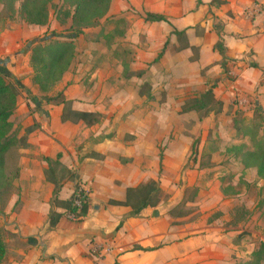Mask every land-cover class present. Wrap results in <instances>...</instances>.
Listing matches in <instances>:
<instances>
[{
	"label": "crops",
	"instance_id": "crops-1",
	"mask_svg": "<svg viewBox=\"0 0 264 264\" xmlns=\"http://www.w3.org/2000/svg\"><path fill=\"white\" fill-rule=\"evenodd\" d=\"M2 12L0 4V71L19 89L11 122L27 146L17 153L15 191L0 205L6 246L0 264H235L245 235L211 222V206L227 215V196L213 191L216 186L206 191L196 184L205 174L198 160L216 143L208 134L221 124L218 116L233 123L238 110L264 97V0H112L108 18L115 23L107 31L100 27L99 56H91L95 42L78 38L71 68L48 95L62 93L73 110L101 114V123L90 128L63 122V106L48 104L33 84L31 51L21 48L48 26L11 23ZM147 13L168 22H146ZM50 23L56 29L52 18ZM114 30L123 35L108 44ZM122 40L133 52L128 63L118 56ZM219 42L224 54L215 49ZM144 84L149 91L141 96ZM211 87L223 103L218 115L183 113L186 103ZM58 156L77 175L61 180L58 200L68 201L79 181L89 191V212L79 223L63 216L51 229L55 185L47 179L46 159ZM191 159L196 165H189ZM152 181L163 193L156 207L137 214L111 205L125 203L129 189ZM194 187L198 196L189 202L185 193ZM196 206L202 218L173 215L179 207Z\"/></svg>",
	"mask_w": 264,
	"mask_h": 264
},
{
	"label": "trees",
	"instance_id": "trees-1",
	"mask_svg": "<svg viewBox=\"0 0 264 264\" xmlns=\"http://www.w3.org/2000/svg\"><path fill=\"white\" fill-rule=\"evenodd\" d=\"M54 2L55 0H0V4L3 6L2 19L11 21L19 19L29 26L46 27L50 22V9ZM62 2L63 5L59 9L57 20L64 25L69 19L71 20L67 31L70 35L65 37L63 41L46 39L35 42L30 59L33 68V84L39 88L42 94L47 96L48 104L63 106V122L83 123L85 128H90L101 123L103 120L101 114L73 110L71 103L65 100L62 93L51 97L48 95L52 93L56 85L71 68L76 57L75 41L86 30L98 26L105 18L106 21L110 19L108 14L112 0H62ZM144 19L146 22L151 23L168 22L165 17L150 13H147ZM120 22L117 23L120 24ZM173 33L178 36L183 34L176 30ZM120 35H123L122 30L110 32L107 35V43H112L115 37ZM52 36L57 37L55 32L52 33ZM215 49L220 54H224L222 43L219 42ZM162 55L163 53L159 55V58ZM127 69V65H125V71ZM126 75L128 77L127 71ZM213 89L214 87H211L207 92L186 103L183 107V113L197 112L206 115L220 113L223 109V103L215 99ZM146 91H149V87L144 84L141 87V96ZM18 98V87L10 84L7 81L6 73L0 71V205H4L15 191V182L19 175L17 153L27 146V138L19 139L17 132L14 130V124L11 122V118L17 109ZM35 128L32 127L26 130V134L32 133ZM227 154H232L235 159L242 163L245 169H255L257 176L264 179V139L257 142L254 151H249L243 145H236L229 147ZM46 162L49 165L47 179L55 185L51 204L50 228H55L63 216L73 222H82L89 212V191L78 181L72 197L65 202L59 201L58 195L62 187L61 180H77V175L61 165L60 156L56 161L46 159ZM228 192L225 191L224 193ZM162 196L163 193L158 183L152 181L138 188L129 189L125 203L111 202V205L132 207L135 213L138 214L146 208L156 207ZM55 208L63 209L64 213L55 212ZM5 256L6 246L3 236L0 235V263ZM252 258V262L244 264H264V243L253 253Z\"/></svg>",
	"mask_w": 264,
	"mask_h": 264
},
{
	"label": "rangeland",
	"instance_id": "rangeland-1",
	"mask_svg": "<svg viewBox=\"0 0 264 264\" xmlns=\"http://www.w3.org/2000/svg\"><path fill=\"white\" fill-rule=\"evenodd\" d=\"M62 5V0H55L50 9V19L52 18V22H55L54 24L57 25L56 29L52 30V25L49 22L48 31L39 36V38L28 41L21 48V52L24 54L30 52L35 44L33 43L35 40L59 39L63 41L65 37L70 35L67 31L70 27L71 20L69 19L65 25L57 20V15ZM115 8H118L117 4ZM114 21L113 18H110L108 21H104L102 24L90 28L88 33L84 34L83 38L79 37V39L85 41L87 44L90 42L96 43L95 50L92 51L91 56L96 58L101 53L100 50H97L99 47L97 42L99 39L100 27L105 26L107 31L110 25L112 26L115 23ZM10 22L19 23L20 20H10ZM121 29H125V24L121 26ZM53 32L56 33L57 37L52 36ZM118 43L121 47L118 56L123 62L128 63V61H131L133 58V52L129 46L130 43L126 40H122V42ZM31 44H33L32 47H29ZM257 101L256 105L252 103L253 107H249L247 110H238L235 114L233 123L229 120L223 121L221 120L222 118L218 116L216 121L221 122L219 125L220 127L217 126V128L210 130L208 134V137L212 138L216 143H210L205 150L203 149L202 156L198 160V164L203 168L205 174L197 177L196 184L200 185V187L206 191L216 186L213 191L216 189L217 193L219 188L221 192L227 196V198L224 199L225 206L223 209L227 212L228 218L226 213L222 212V209L219 210V208L211 206L208 208L211 222H219L226 226L227 229H234L236 232L235 235H245L243 246L239 244V250L233 256V262H236L235 264L252 262L253 253L264 243V179L257 176V171L255 169H245L242 163L235 159L232 154L229 155L226 153L229 147L236 145H243L249 151H254L257 142L264 139V97ZM231 112L228 116H231ZM199 114L201 118L208 116V114L206 115L204 113ZM218 114L216 113L215 115ZM20 132L21 130L17 131L18 136ZM190 164L196 165L193 159L189 161V165ZM176 179L179 178L177 177ZM182 185L183 176L180 177L179 185L177 184L176 186L181 189ZM225 191L229 192L224 193ZM177 192L178 190L175 191V193ZM197 196L198 194L195 192V187L185 193V199L189 202L194 201ZM215 201L214 198L211 203H216ZM200 211V206L188 208L179 207L174 210L173 215L177 218H181L188 214H195L199 219L203 217Z\"/></svg>",
	"mask_w": 264,
	"mask_h": 264
},
{
	"label": "built area",
	"instance_id": "built-area-1",
	"mask_svg": "<svg viewBox=\"0 0 264 264\" xmlns=\"http://www.w3.org/2000/svg\"><path fill=\"white\" fill-rule=\"evenodd\" d=\"M79 204V203H78Z\"/></svg>",
	"mask_w": 264,
	"mask_h": 264
}]
</instances>
